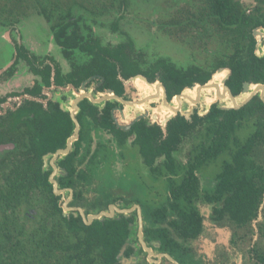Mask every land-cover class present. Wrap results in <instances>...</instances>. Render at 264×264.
<instances>
[{
	"label": "trees",
	"instance_id": "16d2710c",
	"mask_svg": "<svg viewBox=\"0 0 264 264\" xmlns=\"http://www.w3.org/2000/svg\"><path fill=\"white\" fill-rule=\"evenodd\" d=\"M205 1L207 6L202 7L203 12L199 9V13H195L199 16L198 20L189 17L187 24L195 21L201 26V33L195 36L197 39L218 38L220 44L211 53V69L205 70L195 64L180 69L165 59L155 61L153 69L160 72L168 98L193 83H206L217 68L230 69L226 84L234 95L241 92L245 81L264 83V56L256 55V39L252 33L253 28L264 25L261 3L254 5L253 13H247V8L239 0H229L228 4L225 0ZM65 27H59L60 34ZM61 43L65 47L77 45ZM79 46L89 52L91 58L70 74L74 84L93 73H99L104 78L100 89L110 87L121 94L123 88L118 73L127 78L139 72L136 62L129 55L131 44L110 48L88 41ZM38 72L42 81L48 84L50 67L45 66ZM55 81L63 82L58 70ZM38 91L39 85L32 93ZM114 104L109 101L99 110L96 105L83 101L76 116L81 126L84 114L89 116L95 126L110 132L120 147L126 145L127 138L133 134V144L137 146L149 172L153 176H166L169 188L167 204L154 209L144 208L149 223L146 233L158 239L161 246L172 253L177 250L179 243L171 236V230L187 239L200 234L202 216L193 205L194 200L200 197L196 171L224 152L230 153V159L223 161L215 175L213 188L203 193L207 202L218 203L213 208V219L220 223L228 216L239 229L249 226L257 217L264 197V102L257 95L238 109H224L212 104L206 114L199 116L195 113L191 120L183 115H175L167 121L165 134L158 125L147 124L143 119L128 130L118 128L111 116ZM5 117L13 118V130L23 125L24 131L20 137L9 136L20 141L19 154L22 158L18 157L14 161V168L5 175L6 182L11 183L0 188V264H122L117 255L133 234L134 230L129 225L133 218L95 219L85 224L79 213L75 215L70 211L65 215L62 213L60 195L53 193L48 181L50 169H42V155L64 147L66 138L73 132L74 123L68 111L62 110L56 102L50 101L48 108L44 109L40 102L27 100ZM249 121L254 128L241 140L236 132ZM192 132L199 133L198 144L194 146L189 160L180 164L174 152L182 138ZM81 142L82 136L73 142L72 149L66 155L58 157L56 162L66 172L57 175L56 179L59 187L73 189L69 204L82 206L86 214L92 207L105 208L108 202L107 196L103 195L102 199L85 203L82 186L89 182L95 170L76 168L75 160ZM95 157L96 152L90 161L93 162ZM158 159H161L160 162ZM174 176H178V179ZM3 198H13L14 201L6 203ZM22 201L37 210L35 220L30 223L24 219L27 216L22 218L18 215L15 203ZM170 212L174 217L166 220ZM3 231L8 233L3 235ZM131 250V247L127 248L124 254L128 255ZM256 258L254 264H264V251L257 253Z\"/></svg>",
	"mask_w": 264,
	"mask_h": 264
},
{
	"label": "flooded vegetation",
	"instance_id": "af4514ba",
	"mask_svg": "<svg viewBox=\"0 0 264 264\" xmlns=\"http://www.w3.org/2000/svg\"><path fill=\"white\" fill-rule=\"evenodd\" d=\"M15 1L16 0L0 1V30H1L0 37L5 39L14 49L12 56H10L6 60L2 55H0V85L2 86L5 85L4 87H2V90H0V188H2L3 186H7L8 182L11 183V181L6 182L7 179L5 178V175L9 173V169L14 168V161L18 157L22 158V155L19 154V152L21 151L19 149L20 141L16 140L15 138L11 139L9 138V136L10 135L21 136L24 131L23 125H19L18 127H15V129L13 130V123H12L13 118L5 117V116H7L11 111H16L27 100L40 102L44 109L48 108V103L50 101L56 102L58 103V106L62 110L68 111L69 116L72 120V117L70 115L71 101L73 99H76L79 93L81 94L89 93L92 97L98 98L108 95L107 90L110 89L113 91L114 94L122 97L124 100L133 102L136 100H141L144 97L149 96L151 94H154L156 90L155 84L157 82H160L164 85L166 90V98L171 103L174 95L168 98V91L166 85L161 80L160 72L153 69V63L157 60L165 59L170 63H172L175 67L180 69H184L190 65L195 64L202 67L205 70L206 69L209 70L208 68H205L204 66L197 63H190L184 66L179 65L175 62L176 60H174V58L171 55L163 56L164 54L163 55L158 54L150 58L145 52L146 51L145 45L139 47L135 43V40L130 35V33L120 28L119 18L122 17L124 11H126V9L128 8L130 3L129 0H100L98 2L99 6L95 5L94 7H89V8L83 5L82 0H46L44 1L45 3H42L43 1H41L42 4H38L41 5L42 8H39L38 5H33L32 9H31L32 5L26 4V1L28 0H19L22 3H24V7L31 9L29 14H32L34 17L38 16V18L40 19V23L42 22L44 27L47 29V36L39 40H36L34 38L29 39L27 37H24L23 33H21L22 30L21 27L25 26L23 19H25L27 14L26 12L28 11H24V9H22V6L19 9H17L16 8L17 4L14 3ZM29 1L33 4V0H29ZM89 1L94 3L93 0H89ZM225 1L228 4L229 0H225ZM239 1L244 7L247 8V13H251V12L253 13L252 8L254 7V5H257L259 2L263 6V8H261V11L264 13V0L263 1L251 0L248 2L243 0H239ZM75 2L76 3L79 2L80 6L82 5L83 7H85V9L86 8L89 9L88 11L92 14H97V13L100 14L104 12L113 13L112 9L116 10V12H118L119 15L116 17V19H114L110 23L109 26L110 28L109 33L111 35H114V37L109 36L106 38L101 33H99V29L101 28L97 26L98 22H96V20L94 21L92 16L85 15L84 12L81 13L80 11L74 12V9L76 8ZM115 5H117V7H115ZM194 5L196 6L195 7L196 10L191 11L190 13L191 15H193V13L196 12L199 13V9L200 12H203L202 7L205 8L207 6L205 0H196ZM98 9L100 11H98ZM198 18L199 16L197 17V14H194L192 16V19H195L196 21L198 20ZM187 20H189L188 17L185 18L184 23ZM65 25L66 27L63 29L62 33L60 34V30H58L59 27ZM183 26L185 27L184 28L185 30L191 31L189 37H193L194 39L193 41H196L198 37L195 36L198 35V32L201 33V30H199L201 26L197 24L195 21L192 22L190 25H188L186 22V24H184ZM258 26L264 27V25H258ZM258 26H256L255 28H257ZM194 28L196 29L195 31ZM255 28H253V30ZM262 40H263L262 43L264 45V39ZM88 41L90 43L98 42L101 46L110 47V48L124 44L132 45V49L130 50L129 55L134 60V62H136V68L139 70V72L130 74L127 78H124L123 76H121L120 73H118L117 77L121 81L123 88L121 94L116 93L115 90L110 87H104L100 89L99 86L103 83L104 78L99 73H93L89 75L88 77L80 80L78 84H74L70 80V74L75 71V68L77 66H81L83 64L88 63L91 58V54H89V52L85 50H82L79 46L85 44ZM61 42H66L70 44L77 43V45L65 47ZM147 45L149 44L147 43ZM55 46H57L59 50L57 49L56 52L55 51L53 52V48ZM147 48L149 49L148 46ZM260 52L262 56H264L263 48H261ZM45 66L50 67V76H49L48 84H45L42 81L41 76L38 72V70H42ZM57 70L59 71V75L63 78L62 83H57L55 81V75ZM216 70L211 74L210 80H212V76L216 72ZM220 73L221 74H219L220 75L219 79H221V77L224 76V71ZM149 83L152 85H150ZM37 85L40 86V91L34 94L32 93V91L36 88ZM184 89L185 88H183V90ZM159 90L161 93L162 92L161 87H159ZM134 91L139 92L138 96L135 97L132 94L134 93ZM83 101H87L96 105L99 110H101L107 104V102L109 101L115 102V104L111 107V116L114 124L122 130L130 129L135 122L143 119L146 121L147 124L158 125L161 128L163 134H165L161 125L156 121V116H155V113H157V115L160 114V116H163L164 114L162 111L164 106L162 104L161 94L159 95V97H155L151 100L148 99L140 104L137 103L125 104L116 98H109L100 102H93L87 96H84L77 102L78 109L76 110L75 116L81 110L80 104ZM199 104L200 103H196L195 105L193 104L191 107V112L189 114V117H186L185 114H183V111L190 108H189V103L187 101H183L181 111H178L175 115L178 114L183 115L187 120H191L193 114L197 113L199 116H202L208 112L212 104H217V103H211L208 109H205L204 111L201 112L198 109ZM118 108H120L122 111L119 110ZM145 110L147 111V113H145L146 112ZM141 114L144 115L141 118L137 119L132 124H130V126L127 129L121 128L120 125H127L135 116ZM175 115L173 117H175ZM79 125L80 128H79L78 139L80 138V136H82V142L75 160L76 168L85 169V170L86 169L96 170V169H100V167L102 168L105 167L107 163L106 159H108L109 155L112 153L116 154V152H114L113 149H110V147L112 146L113 148L114 147L120 148V146L117 145L114 136L107 130L95 126L92 122V119L86 114H84V118H83L84 130L80 122ZM193 133L197 135L199 134L197 132H192L191 134ZM191 134L182 138L181 142L179 143L178 149L180 148L184 140L190 138ZM248 135L249 134H247L244 137V139ZM134 137L135 136L133 134L130 135L126 140L127 141L126 144L129 143L133 145L134 147H136V150L138 152L137 146L133 144ZM197 142L195 144H192L190 148V155L187 158V160L184 163L179 162L180 164H185L189 160L190 156L193 153L194 146L198 144ZM25 148L26 147H24V149ZM95 152H96L95 160L91 162L90 158ZM175 152H174V156H175ZM48 153H53V152H46L45 154L42 155V169L44 168L50 169V173L48 174V181H49V176L53 172V167L50 164V158H51L50 155L47 156L45 163L44 156L47 155ZM138 156L143 162L139 152H138ZM57 159L55 160V164L58 170L54 175V179H56L57 175H62L66 172L65 168L60 166L58 162H56ZM229 159H230V153H229ZM229 159H224V160H229ZM159 160L161 159H158V162ZM143 165H145L144 162ZM202 167H200L196 171L197 176H198V171ZM146 168L148 169L147 166ZM217 173L218 171L215 173V175ZM215 175L213 177L212 185L203 190H201L200 188V197L198 199H195L193 203L194 207L198 210V212L202 216V231L196 238L187 239V238H183L182 236H178L175 233V231L171 230L170 231L171 236H173L179 243L177 250H174L173 253L170 252L165 247L161 246V243L158 239L151 237L146 233V228L149 225V223H148V219L144 214L145 207L154 209L161 205L167 204L166 197L169 193L168 184L166 185L167 192L164 199L159 200V202L153 207L148 206L149 204L147 203V201L145 203L143 199L140 196H138V194L134 195V197L130 198V200H126L125 198H111L107 193L105 194L102 193V196L97 197L95 200L97 201L98 199H102L103 195L107 196L106 198L108 203L106 204V207L102 209L101 208L99 209V207H92L91 208L92 210L89 213H97L100 210H108L109 204H115L117 207L122 209L132 208V210L129 213L125 214L115 211L113 215V217H117V218H119L120 216L133 218V220L129 222V225L134 230L133 234H131L129 239L121 246L119 253L117 255V257L120 259V262L122 264H175L173 260L169 259L166 254H168L172 259H174L177 262V264H204L200 255L196 252V250L192 247L191 244L192 241L199 239L205 227L204 216L202 215L200 209L196 205V202L199 199H202L203 201H205V203L211 205V214H210L211 221L217 224L226 223L232 229L231 234L228 238L229 245L231 244L232 247H238L237 245L239 242H243L246 239L251 238L250 240L253 242L248 247V253H249L248 261L249 264H254L257 261L256 254L264 251V249H260L256 245L257 235L259 234L261 236H264V225H262L258 221V217L260 216L261 211L264 208V197L258 207L257 217H255L251 221V224L249 226H243L237 229L236 226H234L233 223L229 220L228 216H225L223 220H221V222L219 223L213 219V208L218 203L207 202L203 198V193L213 188L215 182ZM174 178L178 179V176H174ZM87 183H84V185L82 183L83 185L82 187L84 190L83 196L85 199H86V193L88 192ZM199 186H200V179H199ZM26 187H28V183H26ZM59 188L62 189V188H71V187H59ZM52 191H53V186H52ZM6 195L7 197L9 196L8 193H6ZM59 195L62 205L63 201L69 196V191L66 189L62 194ZM72 195H73V189H72ZM71 199L69 200V202L71 201ZM2 200H4L6 203H12L14 201L13 198L10 199L3 198ZM95 200H92L89 203H92ZM69 202L68 205L73 206L70 205ZM85 203L87 204L86 200ZM16 205L18 208L17 209L18 215L21 216L22 218L24 215L27 216L26 218H24L26 219L27 223H30L31 221L35 220L37 215V210L35 207L29 206L28 203L24 201H22L19 204L18 202H16L15 206ZM136 205H138L140 208L142 232H143L142 238L145 242V245L147 247H150L153 251V255L151 256L153 261L149 259L148 252L144 249L142 243L139 241V237H138L139 214H138V207ZM62 213L64 212L62 211ZM113 217H106V218H113ZM173 217L174 214L170 212L169 216L166 217V220H169ZM6 233H8V231L1 232V234L3 235ZM123 246H124L123 252L120 253ZM129 247H131L132 250L130 251V253H128V255H125L124 252ZM225 250H226V254H228V251H230L229 248H226ZM158 254H161L160 258H158L157 256ZM226 259H227L226 261H228L230 259V256L226 255Z\"/></svg>",
	"mask_w": 264,
	"mask_h": 264
},
{
	"label": "rangeland",
	"instance_id": "374dc122",
	"mask_svg": "<svg viewBox=\"0 0 264 264\" xmlns=\"http://www.w3.org/2000/svg\"><path fill=\"white\" fill-rule=\"evenodd\" d=\"M41 1L45 3L44 1L46 0H33V4L28 0L26 4L32 5V9L33 5L42 4ZM93 1L94 3L89 0H82L83 5L87 8L94 7L95 5L99 6L98 2L100 0ZM129 1L128 8L124 11L122 17L119 18L120 28L130 33L139 47L145 45V52L150 58L158 54H164L163 56L171 55L179 65L184 66L190 63H197L210 69L212 61L211 53L219 46V41L214 36L210 39L201 38L193 41V37H189L191 31L185 30L183 26L186 22L190 21L187 20L184 23L185 18L188 17L189 19L190 16V18H192L195 14L193 13V15H191L190 13L196 10V6L194 5L196 0ZM243 1L248 2L251 0ZM14 3L17 4V9L22 6L24 11H28L26 12L25 19H23L25 26L21 27V33H23L24 37L29 39L34 38L36 40L45 38L47 36V29L42 22L40 23L38 16L34 17L32 14H29L31 9L24 7V3L21 1L16 0ZM77 3L79 4V2ZM77 3L74 12L80 11L81 13L84 12L85 15L92 16L93 20L98 22L97 26L101 28L99 29V33L106 38L109 36L114 37V35L109 33V26L119 15L116 10L112 9L113 13L104 12L92 14L88 11L89 9H85V7ZM38 6L42 8L41 5ZM115 7H117V5H115ZM98 11L100 10L98 9ZM195 30L194 28V31ZM147 43L149 45H147ZM57 49L59 50V48L55 46L53 52H56ZM13 51V47L5 39L0 37V55L6 60L12 56ZM216 77L219 78L220 75ZM132 94L136 97L139 92L134 91ZM242 97L243 94L239 95L238 100ZM198 106L200 112L206 109L208 104H206L205 97ZM253 128L254 126L251 121L246 122L242 128L237 130L236 134L240 139H244ZM198 138L199 136L193 133L190 135L189 139L182 142L180 148L175 152V157L178 162L184 163L187 160L190 155V148L192 144L197 142ZM110 149H113L116 154H110L108 159H106L107 163L105 167L96 169L90 175L89 182L87 183L88 192L86 193L85 199L87 203L95 200L97 197H101L102 193H107L111 198H125L126 200H130V198L138 194L145 203L147 201L150 207L156 205L159 200L164 199L167 192L166 177L163 175L157 177L151 175L138 156L136 147L127 143L120 148H113L111 146ZM224 159H229L228 152L220 155L215 161L203 166L198 171L201 190L212 185L213 177L215 173L220 170ZM196 205L204 216L205 227L199 239L192 241L191 244L200 255L204 264H249L248 247L253 242L250 240L251 238L239 242L237 245L238 247H232L231 244L229 245L228 243V238L232 229L226 223L217 224L211 221L210 204L199 199ZM258 221L264 225V208L258 217ZM256 238V245L260 249H264V236L258 234ZM226 248L230 249L228 254H226ZM226 255L230 256L228 261H226Z\"/></svg>",
	"mask_w": 264,
	"mask_h": 264
},
{
	"label": "water",
	"instance_id": "95a60500",
	"mask_svg": "<svg viewBox=\"0 0 264 264\" xmlns=\"http://www.w3.org/2000/svg\"><path fill=\"white\" fill-rule=\"evenodd\" d=\"M253 36L257 40L256 47H255V53L258 56H262L260 50H261V48H263V43H262L263 40L262 39H264V27L258 26L257 28H255L253 30ZM222 71H224V76H222L221 79L217 78L216 76L221 74L220 72H222ZM229 75H230V69L229 68H219L216 70L214 76H212V78H214V79L209 80L203 84L193 83L191 86L186 87L181 93L175 94L172 98L171 103L167 100L165 87L160 82H157L155 84L156 90H155L154 94H151L149 96L144 97L141 100H136L133 102L124 100L122 97L114 94L113 91L110 89L107 90L108 95L98 97V98L92 97L89 93H82V94L79 93L78 96L76 97V99H73L71 101L70 115H71L72 120L74 122L73 132L67 138L66 144L64 147L58 148V149H56L55 152L48 153L47 155L44 156L45 163H46L47 156L48 155L51 156L50 164L53 167V172L49 176V181L53 186V192L56 195H59V194H62L66 189L69 191V196L63 201V203L61 205L64 214L69 213V211H72L75 215L77 213H79L83 222L85 224H90L95 219L102 220L106 217H113L115 211L126 214L132 210V208L122 209V208L117 207L115 204H109L108 210H100L97 213L85 214L82 207L69 206L68 205L69 200L72 198V189L71 188L60 189L58 187V183H57L56 179H54V175L56 174V172L58 170L57 166L55 164V160L58 157H62L64 155H66L72 149L73 142L76 139H78V137H79L80 125H79V122L75 116V113H76V110L78 109L77 102L82 97L87 96L93 102H100V101H103L105 99L116 98L125 104H134V103L140 104V103H142L148 99L151 100L155 97H159V95L161 94L162 104L164 106L163 109H165V110L162 109L164 114L162 113L163 116H160V114L157 115V113H155V116H156V121L161 125L164 133H166L167 121L169 119H171L178 111H181L183 101H187L190 103V105H189L190 109L183 111V114H185L186 117H189L192 105L193 104L195 105L196 103H200L204 97H205V100L207 102L206 104H208L206 109H208L210 107L211 103H217L218 107L224 108V109H230V108L238 109V108L244 106L247 102H249L255 95H257L264 102V83H260V82L259 83H250L248 81H245V82H243L241 92L238 95H234L232 93V90L230 89V87L226 84V81H227ZM132 79H135V78H132ZM150 85H152V84H150ZM159 87H161V89H162L161 93H160ZM241 94H243V97L240 100H238V96ZM220 102H222V103H220ZM118 109L121 110L120 108H118ZM145 113H147V111ZM143 115L144 114L135 116L127 125H120L121 128L127 129L130 126V124L135 122L137 119L141 118ZM136 206L138 207V214H139V231H138L139 241L142 243L144 249L148 252L149 259L153 261V259L151 258V256L153 255V251L150 247H147L145 245V242L142 238L143 232H142V221H141L140 208L138 205H136ZM123 249H124V246L122 247L120 253L123 252ZM166 255L168 256L169 259L173 260V262L175 264H177V262L174 259H172L168 254H166ZM157 256H158V258H160L161 254H158Z\"/></svg>",
	"mask_w": 264,
	"mask_h": 264
},
{
	"label": "crops",
	"instance_id": "0c3cea01",
	"mask_svg": "<svg viewBox=\"0 0 264 264\" xmlns=\"http://www.w3.org/2000/svg\"><path fill=\"white\" fill-rule=\"evenodd\" d=\"M2 85H0V90H2V87H1ZM4 86V85H3ZM101 134V133H100ZM109 137V136H108Z\"/></svg>",
	"mask_w": 264,
	"mask_h": 264
}]
</instances>
